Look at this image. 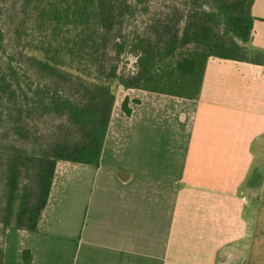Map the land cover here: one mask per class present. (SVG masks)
I'll list each match as a JSON object with an SVG mask.
<instances>
[{
    "label": "crops",
    "instance_id": "obj_1",
    "mask_svg": "<svg viewBox=\"0 0 264 264\" xmlns=\"http://www.w3.org/2000/svg\"><path fill=\"white\" fill-rule=\"evenodd\" d=\"M253 15L264 52V0ZM263 145L264 63L211 57L197 99L119 86L100 164L58 162L38 231L9 227L4 264H245Z\"/></svg>",
    "mask_w": 264,
    "mask_h": 264
},
{
    "label": "trees",
    "instance_id": "obj_2",
    "mask_svg": "<svg viewBox=\"0 0 264 264\" xmlns=\"http://www.w3.org/2000/svg\"><path fill=\"white\" fill-rule=\"evenodd\" d=\"M255 1L0 0V264L9 227L38 231L58 162L100 164L119 86L197 99L211 57L264 63Z\"/></svg>",
    "mask_w": 264,
    "mask_h": 264
},
{
    "label": "rangeland",
    "instance_id": "obj_3",
    "mask_svg": "<svg viewBox=\"0 0 264 264\" xmlns=\"http://www.w3.org/2000/svg\"><path fill=\"white\" fill-rule=\"evenodd\" d=\"M164 0H155V2L162 3ZM3 21H1L2 25ZM135 59L131 56L125 60V65L122 66L124 70H130L134 66ZM222 89V86H218ZM264 154V145L261 148ZM259 168L255 173H252L250 179H247L246 185L242 188L243 192L248 196V222L251 225L252 237L251 244H248V259L245 264H264V155L262 157ZM199 185L216 186L221 180L197 179L194 180ZM3 237L0 233V244Z\"/></svg>",
    "mask_w": 264,
    "mask_h": 264
}]
</instances>
